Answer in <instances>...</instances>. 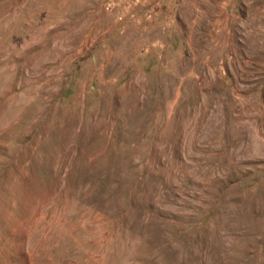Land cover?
Wrapping results in <instances>:
<instances>
[{"label":"rangeland","instance_id":"rangeland-1","mask_svg":"<svg viewBox=\"0 0 264 264\" xmlns=\"http://www.w3.org/2000/svg\"><path fill=\"white\" fill-rule=\"evenodd\" d=\"M0 264H264V0H0Z\"/></svg>","mask_w":264,"mask_h":264}]
</instances>
